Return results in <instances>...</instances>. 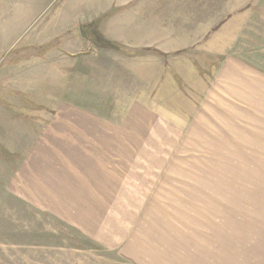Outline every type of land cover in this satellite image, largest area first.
<instances>
[{
  "label": "rangeland",
  "instance_id": "1",
  "mask_svg": "<svg viewBox=\"0 0 264 264\" xmlns=\"http://www.w3.org/2000/svg\"><path fill=\"white\" fill-rule=\"evenodd\" d=\"M113 110L152 143L106 246L10 191L47 123ZM141 261L264 264V0H0V264Z\"/></svg>",
  "mask_w": 264,
  "mask_h": 264
},
{
  "label": "crops",
  "instance_id": "2",
  "mask_svg": "<svg viewBox=\"0 0 264 264\" xmlns=\"http://www.w3.org/2000/svg\"><path fill=\"white\" fill-rule=\"evenodd\" d=\"M93 112L97 111L88 113ZM113 113L103 118L87 115L92 117L47 123L46 137L21 164L10 191L29 202V207L74 229L80 237H92L106 246L120 242L112 241L108 234L121 231L105 225L120 221L121 209L135 211L133 193L145 189L143 184L137 188V182L142 183L150 166L147 157L151 156L137 146L152 143L139 123L133 127L130 121L114 120ZM181 246L176 243L170 248L173 252L162 248L159 252L173 257L177 247L184 250Z\"/></svg>",
  "mask_w": 264,
  "mask_h": 264
}]
</instances>
